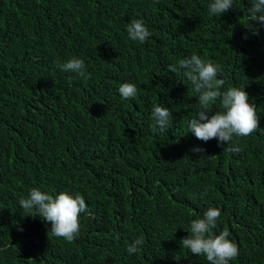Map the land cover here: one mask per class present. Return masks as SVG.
Masks as SVG:
<instances>
[{"label":"trees","instance_id":"1","mask_svg":"<svg viewBox=\"0 0 264 264\" xmlns=\"http://www.w3.org/2000/svg\"><path fill=\"white\" fill-rule=\"evenodd\" d=\"M210 3L0 0V264H208L179 242L209 207L221 211L210 234L227 229L238 245L229 264H264V26H243L251 0L219 17ZM134 19L151 32L143 44L128 39ZM192 54L257 107L261 130L233 137L238 153L189 132L197 94L168 65ZM73 57L89 79L57 68ZM125 82L135 98H121ZM154 106L171 113L164 132ZM32 188L84 197L73 242L19 207Z\"/></svg>","mask_w":264,"mask_h":264},{"label":"clouds","instance_id":"2","mask_svg":"<svg viewBox=\"0 0 264 264\" xmlns=\"http://www.w3.org/2000/svg\"><path fill=\"white\" fill-rule=\"evenodd\" d=\"M233 6V0H211L208 12L214 17L226 13ZM247 23L246 29L258 35L257 22L264 26V0H251L250 7L244 13ZM128 39L143 44L151 36V32L141 19H134L126 26ZM57 68L66 73H74L85 80L90 78L86 72L84 61L73 57L64 63H58ZM172 73L182 74L191 85V90L197 94L199 109L194 118L189 121V132L202 142L216 139L218 146L227 143L223 151L238 153V145H233V137H248L259 128L260 117L256 112V105L249 103V97L244 88L228 87L221 91L225 80L217 78L221 66L213 61L192 54L190 57L180 59L177 64L168 65ZM118 92L122 99H132L137 96L138 89L133 83H122ZM219 101L220 111H211L212 105ZM210 113H213L210 115ZM151 119L160 132H164L170 125L171 113L164 106H154ZM201 152L203 149H193ZM18 205L29 217H39L50 223L48 233L57 238L73 242L80 232V215L87 210V204L80 193L74 196L68 192L51 195L38 188L29 190L27 198H21ZM221 216L219 208L209 207L202 218L194 219L190 224L191 235L183 238L179 243L191 254L204 256L208 264H229L239 255L238 245L228 239L230 233L227 229L218 235L210 234L217 226ZM144 241L134 239L127 246L129 255L141 250Z\"/></svg>","mask_w":264,"mask_h":264}]
</instances>
